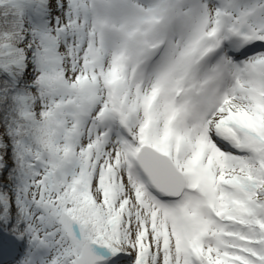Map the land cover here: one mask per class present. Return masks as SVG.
Returning <instances> with one entry per match:
<instances>
[{
  "label": "snow or ice",
  "instance_id": "obj_1",
  "mask_svg": "<svg viewBox=\"0 0 264 264\" xmlns=\"http://www.w3.org/2000/svg\"><path fill=\"white\" fill-rule=\"evenodd\" d=\"M0 264H264V0H0Z\"/></svg>",
  "mask_w": 264,
  "mask_h": 264
}]
</instances>
